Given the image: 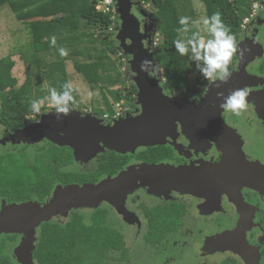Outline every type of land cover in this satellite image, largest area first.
Segmentation results:
<instances>
[{"label": "flooded vegetation", "instance_id": "flooded-vegetation-1", "mask_svg": "<svg viewBox=\"0 0 264 264\" xmlns=\"http://www.w3.org/2000/svg\"><path fill=\"white\" fill-rule=\"evenodd\" d=\"M149 8L138 2L133 13L142 22V30L146 24L155 25L154 38L160 36V20ZM259 8L235 39L243 55L235 54L229 64V80L235 83L232 90L246 89L248 93L247 107L240 115L222 110V121L201 120L191 125L178 121L158 144L107 149L83 165L72 148L47 139L35 145L1 144L20 151L17 155H23L29 165L38 156L55 155L57 184L43 198L33 196L17 203L1 199L0 211L4 201L7 205L34 202L44 206L57 187L105 183L106 198L90 207L73 203L60 216L42 223L37 243L42 227L49 223L60 228V245L69 242L68 233H73L69 246L74 247L75 255L61 259H105V264H142L143 259L147 264H264V4ZM122 72L130 81L112 90L126 94L134 81L131 72ZM191 76L195 85L189 90L178 95L164 92L200 104L220 82L206 80L199 72ZM155 77L163 86L162 69L153 73ZM134 98L135 104L128 105L115 121L104 119L92 103L70 105L71 114L90 122L102 121L106 127L130 123L142 117L138 89ZM52 113V104L42 102L40 113L28 117L26 127ZM10 131L16 130L0 126V141ZM225 166L232 167L231 175L226 174ZM135 168L138 175L120 179ZM11 236L4 253L19 264L16 250L22 237ZM81 237H90L92 255L81 256ZM36 251L34 264H38Z\"/></svg>", "mask_w": 264, "mask_h": 264}, {"label": "trees", "instance_id": "trees-1", "mask_svg": "<svg viewBox=\"0 0 264 264\" xmlns=\"http://www.w3.org/2000/svg\"><path fill=\"white\" fill-rule=\"evenodd\" d=\"M101 0H0V10L9 7L19 22L26 25L30 39V51L22 54L28 67L25 82L13 75L15 61L8 56L0 59V126L11 130L26 127L32 116L30 103L41 100L48 103L49 89L62 91L64 83H70L67 63L72 61L76 72L81 75L91 90L99 89L103 95V110H97L102 116L114 113L113 105L125 100L130 106L135 104L137 88L132 84V91L126 94L112 90L115 85H125L129 76L117 67L114 57L120 65L130 72V57L125 56L113 32L120 19L113 13L104 14L97 10ZM206 8V16L219 12L221 19L230 28L234 39L242 32L246 19L250 18L256 3L264 0H200ZM144 6L152 7L160 20L159 33L161 42L156 47L154 56L163 71V89L169 95H178L191 88V75H197L196 61L188 56H181L175 49L177 38L187 39L192 34L201 33L199 27H192L191 21L197 20L192 0H140ZM187 16L189 32L178 31L182 26L179 18ZM56 37V46H51L50 38ZM207 38L208 34H207ZM67 49L68 55L61 57L58 48ZM191 55V53H189ZM125 60V61H124ZM124 61V62H123ZM126 86V85H125ZM79 102V92L73 88ZM38 156L33 165H29L23 155L6 154L0 157V200L21 202L33 196L43 198L50 194L57 184L54 178L55 155ZM67 160L65 164H68ZM69 242L60 245L58 225L46 224L40 231L38 248L35 253L38 264H105V259H61L65 255H75L72 232ZM85 239L87 242H85ZM11 235L0 237V264H17L4 253ZM90 237L80 238L81 256L93 253L89 244Z\"/></svg>", "mask_w": 264, "mask_h": 264}, {"label": "water", "instance_id": "water-1", "mask_svg": "<svg viewBox=\"0 0 264 264\" xmlns=\"http://www.w3.org/2000/svg\"><path fill=\"white\" fill-rule=\"evenodd\" d=\"M114 2L121 22L116 40L124 55L131 58L130 72L138 89L137 105L141 107L142 117L130 123H116L112 127H106L102 121L90 122L77 114H71L73 112L68 116L61 114L59 120L52 113L44 116L40 123L10 131L9 137L0 141V145L7 142L35 145L47 139L54 144L72 148L76 159L82 160L93 158L107 149L127 150L158 144L159 139L165 138L166 132L178 121L189 125L191 122L195 124L196 121L201 120L222 121V109L219 107L222 100L217 98V93L222 92L227 96L235 83L232 80H228L227 83H215L207 99L200 104L180 96H168L158 78L149 77L140 71V64L144 59L153 60L157 65L156 71L161 70L160 63L154 56L156 49L151 35L155 25L146 24L142 30V22L133 13L134 7L138 6L135 0H114ZM225 169L226 174H232L231 166H225ZM133 174L138 175L136 168L120 179L127 181ZM106 194L105 183L99 186L71 185L57 187L52 200L44 206L34 202L7 205L4 201L0 211V237L20 235L22 240L16 250V260L19 264H34L32 256L38 247L37 229L42 223L52 217L60 216L73 203L90 207L93 202L106 198Z\"/></svg>", "mask_w": 264, "mask_h": 264}, {"label": "clouds", "instance_id": "clouds-1", "mask_svg": "<svg viewBox=\"0 0 264 264\" xmlns=\"http://www.w3.org/2000/svg\"><path fill=\"white\" fill-rule=\"evenodd\" d=\"M189 21V17L181 16L178 22L182 27L178 31L183 34L188 33L190 30ZM191 25L192 27H199L200 21L193 20ZM203 25L209 38L205 39L200 33L194 32L190 38H177L174 41L175 49L181 56H188L189 60L197 62L196 69L204 79L227 83L232 76V72L229 70L232 57L235 54L242 56L243 50L239 49L230 28L222 21L219 12L213 13L210 17H205ZM50 41L51 46H56L55 36H52ZM154 47H157L156 43H154ZM58 52L61 57L68 55L67 49L63 47L58 48ZM156 69L157 65L153 60L144 59L140 64V71L149 77H152ZM62 89V91H57L56 88L49 89L48 99L54 107V114L58 120L61 118V114L63 116L70 114V105L74 104L76 99L73 95L74 90L71 83H64ZM92 95V92L88 93L89 98ZM247 95L246 89L240 88L230 91L227 96L222 92H218L217 98L222 100L219 107L223 111L240 115L241 111L247 107ZM41 103L42 101L38 99L31 101L30 109L32 113L37 115L40 113ZM35 122L40 123V120L37 119Z\"/></svg>", "mask_w": 264, "mask_h": 264}, {"label": "rangeland", "instance_id": "rangeland-1", "mask_svg": "<svg viewBox=\"0 0 264 264\" xmlns=\"http://www.w3.org/2000/svg\"><path fill=\"white\" fill-rule=\"evenodd\" d=\"M192 5H193V9L197 14V20L200 21L199 29L201 33L204 35V38L207 39L208 33L203 25V19L207 17L206 8L200 0H192ZM149 9L152 10V7H150ZM120 25L118 26L116 25V29L113 31L116 35L119 31ZM155 33L158 34L156 31ZM29 34L30 33L26 25L22 22H19L16 19L15 15L11 12L9 7L6 6L0 10V59L6 58L8 56L13 57V60L16 63L15 68L13 70V75L18 79L19 86L25 82L28 72V67L25 65L22 59V54L30 51L31 39ZM161 39H162L161 36L156 35L154 38H152V41L153 43H156L158 46L161 42ZM114 59L116 60L117 67L123 71V68L125 67L124 66L122 67L120 65L118 57H114ZM67 72L69 74L72 88L76 89L77 92H79V103L85 106L87 105L90 106V103H92L91 105H93L95 110H101L100 109L101 107L104 108V104L102 103L103 95L101 91L99 89H95V90L90 89V86L86 83L84 78L76 72L74 68V63L72 61H69L67 63ZM190 79L194 86L195 85L194 76H191ZM89 92H92L93 94L91 98L88 97ZM48 103L51 104V102ZM17 144L20 145L26 143H20V144L17 143ZM19 152L20 151H13L11 147H4L0 145V157L9 153H13L17 155ZM28 153H30V151H28ZM91 158L92 157H90L89 159L83 158L82 160L77 158V161L78 163H81L83 165V164H87V162H89ZM142 264H147L144 259Z\"/></svg>", "mask_w": 264, "mask_h": 264}, {"label": "built area", "instance_id": "built-area-1", "mask_svg": "<svg viewBox=\"0 0 264 264\" xmlns=\"http://www.w3.org/2000/svg\"><path fill=\"white\" fill-rule=\"evenodd\" d=\"M136 2H139L140 0H135ZM143 5V4H142ZM259 6L261 7L262 4L260 3H256L254 5V11H253V14L251 17L255 16L256 13H257V10L259 8ZM97 10L99 12H103L104 14H110V13H113L114 15L118 16L117 15V6H116V3L114 2V0H101L97 6ZM250 17V18H251ZM246 19L244 24H246L249 19ZM128 110V104L126 103L125 100H122L121 102H118L116 104L113 105V111L114 113H106L104 115V119H110L112 121H115L117 119V117Z\"/></svg>", "mask_w": 264, "mask_h": 264}]
</instances>
